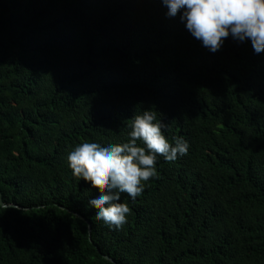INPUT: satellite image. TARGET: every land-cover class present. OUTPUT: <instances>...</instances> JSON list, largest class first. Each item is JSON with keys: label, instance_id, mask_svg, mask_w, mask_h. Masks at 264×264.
I'll list each match as a JSON object with an SVG mask.
<instances>
[{"label": "trees", "instance_id": "1", "mask_svg": "<svg viewBox=\"0 0 264 264\" xmlns=\"http://www.w3.org/2000/svg\"><path fill=\"white\" fill-rule=\"evenodd\" d=\"M165 12L0 0V264H264V51L229 36L211 53ZM149 108L188 154L121 194L130 213L110 230L66 154L125 141Z\"/></svg>", "mask_w": 264, "mask_h": 264}, {"label": "clouds", "instance_id": "2", "mask_svg": "<svg viewBox=\"0 0 264 264\" xmlns=\"http://www.w3.org/2000/svg\"><path fill=\"white\" fill-rule=\"evenodd\" d=\"M166 18L179 13L187 32L209 52L218 51L229 36L250 41L255 54L264 51V0H160ZM123 142L84 140L66 154L67 167L74 177L98 188L88 200L95 217L110 230H119L130 213L126 194L135 201L145 183L157 177L159 157L175 162L186 156L189 143L183 137L166 138V125L151 108L134 114ZM9 205L0 202V207Z\"/></svg>", "mask_w": 264, "mask_h": 264}, {"label": "water", "instance_id": "3", "mask_svg": "<svg viewBox=\"0 0 264 264\" xmlns=\"http://www.w3.org/2000/svg\"><path fill=\"white\" fill-rule=\"evenodd\" d=\"M0 202H3L1 194H0ZM4 203V202H3ZM5 204V203H4ZM14 205V204H12ZM89 233L91 234V226H89ZM108 259H110L111 261H115L114 259L110 258L109 256H106Z\"/></svg>", "mask_w": 264, "mask_h": 264}]
</instances>
